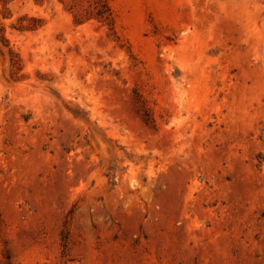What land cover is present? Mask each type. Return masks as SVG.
<instances>
[{"label": "rangeland", "instance_id": "obj_1", "mask_svg": "<svg viewBox=\"0 0 264 264\" xmlns=\"http://www.w3.org/2000/svg\"><path fill=\"white\" fill-rule=\"evenodd\" d=\"M0 264H264V0H0Z\"/></svg>", "mask_w": 264, "mask_h": 264}]
</instances>
